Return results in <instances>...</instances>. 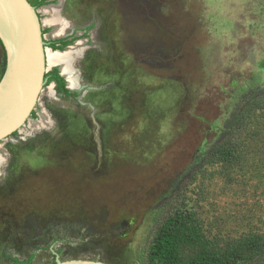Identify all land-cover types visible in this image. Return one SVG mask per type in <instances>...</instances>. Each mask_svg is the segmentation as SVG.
Segmentation results:
<instances>
[{
  "label": "rangeland",
  "instance_id": "rangeland-1",
  "mask_svg": "<svg viewBox=\"0 0 264 264\" xmlns=\"http://www.w3.org/2000/svg\"><path fill=\"white\" fill-rule=\"evenodd\" d=\"M58 2L77 35L47 49V66L75 94L45 85L34 116L0 140V264H149L181 205L215 239L263 231L264 112L235 162L196 163L264 88V0ZM5 65L0 43V77Z\"/></svg>",
  "mask_w": 264,
  "mask_h": 264
},
{
  "label": "trees",
  "instance_id": "trees-1",
  "mask_svg": "<svg viewBox=\"0 0 264 264\" xmlns=\"http://www.w3.org/2000/svg\"><path fill=\"white\" fill-rule=\"evenodd\" d=\"M30 1L36 8L46 3L45 0ZM58 42L62 44L57 45ZM0 43L4 48L1 40ZM69 44L71 41L59 39L53 41L51 46L64 50ZM4 71L5 68L0 80ZM46 77L48 82H57L58 91L64 95L75 94L67 87L66 79L58 68L46 73ZM248 96L251 98L248 107L227 121L217 141L196 163L200 168L237 160L238 148L242 142L240 133L248 126L251 117L264 112V88L253 90ZM34 114L33 110L31 116ZM189 177L190 173L184 174L177 184H182ZM174 196L171 194L165 197L164 202L170 201ZM32 258L33 255L28 260L12 256L11 264H31ZM148 260L149 264H264V230L226 241L215 239L204 231L196 211L181 205L171 210L158 225L149 246Z\"/></svg>",
  "mask_w": 264,
  "mask_h": 264
},
{
  "label": "water",
  "instance_id": "water-1",
  "mask_svg": "<svg viewBox=\"0 0 264 264\" xmlns=\"http://www.w3.org/2000/svg\"><path fill=\"white\" fill-rule=\"evenodd\" d=\"M0 40L6 67L0 80V140L19 130L31 117L47 83V47L39 16L30 0H0ZM52 264H110L92 259Z\"/></svg>",
  "mask_w": 264,
  "mask_h": 264
},
{
  "label": "crops",
  "instance_id": "crops-1",
  "mask_svg": "<svg viewBox=\"0 0 264 264\" xmlns=\"http://www.w3.org/2000/svg\"><path fill=\"white\" fill-rule=\"evenodd\" d=\"M50 8H53L56 10V14L58 16V19L57 18L55 19V17H54L55 14L53 12H51ZM62 9H63V7H62L61 3L49 4L47 6H42L39 8V14L41 13L42 28L43 27L46 28V30L49 31V36H51V37H55V38L56 37H64L68 34L67 33L68 29L70 27H72L69 24V21L64 16H62V12H61ZM49 14H51L52 18H47V17L45 18V15H49ZM54 27H55V30H54ZM59 30H61V31H59ZM73 32H75V31H73ZM47 65L49 66V63H47ZM53 66H61V65L52 64V67ZM60 69H61V67H60Z\"/></svg>",
  "mask_w": 264,
  "mask_h": 264
},
{
  "label": "flooded vegetation",
  "instance_id": "flooded-vegetation-1",
  "mask_svg": "<svg viewBox=\"0 0 264 264\" xmlns=\"http://www.w3.org/2000/svg\"><path fill=\"white\" fill-rule=\"evenodd\" d=\"M46 1V3L45 4H42V5H39V7L38 8H40V7H42V6H47V5H49V4H54V3H59L58 1L59 0H45ZM63 10L64 9H62V11L61 12H63ZM39 16H40V18H41V13L39 14ZM42 22V21H41ZM71 28H73V27H71ZM42 30H43V34H44V36H45V34H46V28H42ZM77 33V30H75V32H73V29H72V31L71 32H68V34L66 35V36H64V37H51V36H49V37H46L45 36V41H46V47L47 48H51V49H53V50H61V49H54L52 46H51V43L53 42V41H56V40H59V39H66V40H69V41H71V44H73V39L76 37V34ZM57 45H60V44H62L61 42H58V43H56ZM71 44H69L67 47H69V46H71ZM66 47V48H67ZM66 48L64 49V50H66ZM48 67V66H47ZM54 68H58V70L60 71V74L62 75V76H64L63 75V73L61 72V69H60V66H53V67H51V68H48L47 69V72L46 73H50V72H52L53 70H54ZM45 77H46V74H45ZM65 77V76H64ZM47 78V83L45 84V85H48V84H50V83H55V89H56V91L60 94V95H64L63 93H61V92H59L58 91V89H57V82H55V81H51V82H48V77H46ZM65 79H66V77H65ZM66 83H67V87L71 90V87H69V85H68V82H67V79H66ZM13 135V134H12Z\"/></svg>",
  "mask_w": 264,
  "mask_h": 264
},
{
  "label": "bare ground",
  "instance_id": "bare-ground-1",
  "mask_svg": "<svg viewBox=\"0 0 264 264\" xmlns=\"http://www.w3.org/2000/svg\"><path fill=\"white\" fill-rule=\"evenodd\" d=\"M51 9V12H53L55 15H54V17H55V19L57 18L58 19V16L56 15V10L55 9H53V8H50ZM62 25V24H61ZM59 31H61V30H59ZM48 49V48H47ZM51 49V48H50ZM53 51H55V50H53ZM59 51H64V50H59ZM2 160H3V157L0 155V164H1V162H2Z\"/></svg>",
  "mask_w": 264,
  "mask_h": 264
}]
</instances>
